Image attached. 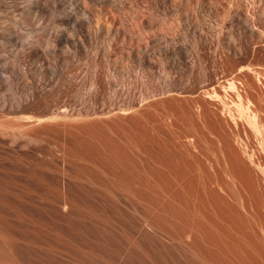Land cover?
Here are the masks:
<instances>
[{
  "label": "rangeland",
  "instance_id": "obj_1",
  "mask_svg": "<svg viewBox=\"0 0 264 264\" xmlns=\"http://www.w3.org/2000/svg\"><path fill=\"white\" fill-rule=\"evenodd\" d=\"M238 104L264 0H0V264H264Z\"/></svg>",
  "mask_w": 264,
  "mask_h": 264
},
{
  "label": "bare ground",
  "instance_id": "obj_2",
  "mask_svg": "<svg viewBox=\"0 0 264 264\" xmlns=\"http://www.w3.org/2000/svg\"><path fill=\"white\" fill-rule=\"evenodd\" d=\"M229 83H230V82H229ZM229 86H230V88H233V89H234V86H235V85H234L233 82H231ZM247 87H248V86H247ZM242 91H243V90H242ZM216 95H217V94H215L214 97L216 98V100H218V99H217L218 96H216ZM236 97H237V99H238V98H239V99L241 98V97H240V94H239L238 92H237ZM211 99H212V98H211ZM240 100H241V99H240ZM218 101H219V100H218ZM221 101H222V100H220V102H221ZM224 102H226V101L224 100ZM224 102L222 101L223 105H225ZM236 102H239V101L236 100ZM236 102H234V104H233V103H232V104H233L234 106H236V105H237V104L235 105ZM240 102H241V101H240ZM239 104H240V103H239ZM239 104H238V106H239ZM218 105H219V104H218ZM223 105H222V106H223ZM226 105H227V104H226ZM226 105H225V106H226ZM240 105L242 106L243 104L241 103ZM231 106H232V105H231ZM241 106H239V107H241ZM229 107H230V106H228V109H229ZM239 107H238V108H239ZM243 107H246V108H242V107H241L242 109L239 108V109L241 110V114H244V117H245V118L243 117V119H246L248 126H249V127H252L253 131L255 130L254 132L257 131L258 133H259V132L261 133V135H262L261 140H262V141H261L260 144L263 145V144H264V128H262V127H263L262 124H261L262 122L259 123L262 127H261V126H258V125H257L258 120H257V122H256V121H255V120H256V119H255L256 117H254L256 114H254V113L252 114V113H251L252 111H250V109H248V106H247V105H246V106H243ZM211 108H212V107H211ZM225 108H226V107H225ZM236 108H237V107H236ZM238 108H237V109H238ZM240 110H238V111L240 112ZM228 111H230V109H229ZM254 111H255V110H254ZM223 112H224V110H223ZM239 112H238V113H239ZM229 113H230V112H228V114H229ZM230 114H231V113H230ZM225 115H226V114H225ZM232 115H233V113H232ZM229 116H230V118H233V117H234V116H231V115H229ZM240 116H241V115H240ZM35 118H36V117H35ZM40 119H41V118H40ZM50 119H51V118H50ZM64 119H65V118H64ZM233 119H234V118H233ZM34 120H35V119H34ZM42 120H44V118H43ZM226 120H227V119H226ZM240 120H242V119H240ZM205 121H206V120H205ZM232 121H233V120H232ZM233 123H234V122H233ZM242 123H244V122L242 121ZM202 124H203V123H202ZM227 124H228V123H227ZM263 125H264V124H263ZM228 127H229V126H228ZM213 128H214V127H213ZM250 129H251V128H250ZM225 131H226V130H225ZM212 133H213V132H212ZM225 133H226V132H225ZM260 133H259L258 135H260ZM256 134H257V133H256ZM237 137H238V135H237ZM219 141H220V140H219ZM259 142H260V141H259ZM245 145H246V144H245ZM234 146H235V145H234ZM259 146H260V145H259ZM263 146H264V145H263ZM246 147H247V146H246ZM234 148H235V147H234ZM239 148H240V147H239ZM247 148H248V147H247ZM262 148H263V147H262ZM220 149H221V148H220ZM258 149H259V148H258ZM242 150H243V149H242ZM230 151H231V150H230ZM250 151H251V150H250ZM263 151H264V150H263ZM246 152H248V151H246ZM258 152H260V151H258ZM224 153H225V152H224ZM224 153H223V154H224ZM223 154H222V156H223ZM233 154H234V153H233ZM237 154H238V153H237ZM244 154H245V153H244ZM224 157H225V156H224ZM230 157H231V156H230ZM244 157H245V156H244ZM247 157L249 158V156H247ZM247 157H246V158H247ZM260 157H261V156H260ZM233 158L235 159V157H233ZM233 158H231V159H233ZM224 160H225V159H224ZM241 160H242V159H241ZM249 160H250V162L252 163L251 160H256V159H252V158H251V159H249ZM249 160H248V161H249ZM225 161H226V160H225ZM231 161H233V160H231ZM253 162H255V161H253ZM227 163H228V162H227ZM231 163H232V162H231ZM233 163H234V162H233ZM233 163H232V165H233ZM241 163H242V162H241ZM251 163H250V164H251ZM254 164H256V162H255ZM254 164H252V166H253ZM260 164H261V163H260ZM257 165H258V163H257ZM236 166H237V165H236ZM248 166H249V165H248ZM258 166H259V165H258ZM261 166H262V165H261ZM261 166L259 167L260 169H259L258 171H260V172L262 171L261 173H262V175H263V177H264V174H263V173H264V172H263V167H261ZM263 166H264V165H263ZM255 167L257 168V166H255ZM232 168H233V167H232ZM257 169H258V168H257ZM229 170H230V169H229ZM233 170H234V169H233ZM247 170H248V167H247ZM249 171H250V170H249ZM244 172H245V170H244ZM242 174H243V173H242ZM233 175H234V174H233ZM229 176H230V179H231L232 177H234V176H232V174H230ZM231 176H232V177H231ZM238 176H239V175H238ZM240 176H241V175H240ZM243 177H244V175H243ZM234 179H235V177H234ZM257 180H258V179H257ZM232 181H233V180H232ZM234 181H235V180H234ZM234 181H233V182H234ZM237 182H238V181H237ZM250 185H251V184H250ZM245 188H246V187H245ZM235 193H236V192H235ZM237 193H238V192H237ZM237 193H236V194H237ZM242 193H243V192H242ZM233 194H234V193H233ZM246 194H247V193H246ZM237 195H238V194H237ZM263 195H264V194H263ZM238 196H239V195H238ZM234 197H235V196H234ZM236 197H237V196H236ZM236 197H235V198H236ZM237 198H238V197H237ZM239 198H240V197H239ZM239 198H238V201H239ZM245 198H246V197H245ZM235 200H236V199H235ZM235 200H234V201H235ZM245 200H246V199H245ZM241 202H242V201H241ZM235 205H236V204H235ZM243 205H244V204H243ZM235 210H236V209H235ZM231 212H232V211H231ZM254 217H255V216H254ZM234 224H235V223H234ZM249 224H251V223H249ZM262 227H263V226H262ZM253 229H254V228H253ZM228 230H229V229H228ZM260 230H263V229L260 227ZM263 231H264V230H263ZM262 234H263V233H262ZM238 236H239V235H238ZM263 236H264V235H263ZM263 236H261L262 238H260V239L264 242ZM241 237H242V236H241ZM258 237H259V236H258ZM260 239H259L258 241H260ZM262 241H260V242H261V245H263ZM255 243H256V242H255ZM245 244H246V243H245ZM258 244H259V243H258ZM247 245H248V244H247ZM249 245H250V244H249ZM249 245H248V246H249ZM245 246H246V245H245ZM246 247H247V246H246ZM243 248H244V247H243ZM248 249L250 250V248H248ZM248 249H247V250H248ZM249 250H248V251H249ZM243 251H244V250H243ZM262 255H263V254H262ZM262 255H261V256H262ZM226 263H227V262H226ZM240 263H241V262H240Z\"/></svg>",
  "mask_w": 264,
  "mask_h": 264
}]
</instances>
